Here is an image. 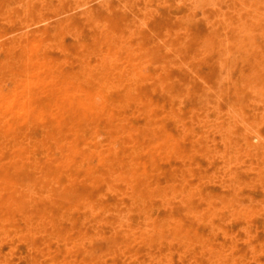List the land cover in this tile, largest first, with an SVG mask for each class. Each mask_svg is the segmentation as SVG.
<instances>
[{"label": "rangeland", "instance_id": "obj_1", "mask_svg": "<svg viewBox=\"0 0 264 264\" xmlns=\"http://www.w3.org/2000/svg\"><path fill=\"white\" fill-rule=\"evenodd\" d=\"M263 156L264 0H0V264H264Z\"/></svg>", "mask_w": 264, "mask_h": 264}, {"label": "bare ground", "instance_id": "obj_2", "mask_svg": "<svg viewBox=\"0 0 264 264\" xmlns=\"http://www.w3.org/2000/svg\"><path fill=\"white\" fill-rule=\"evenodd\" d=\"M21 1V0H20ZM89 3V2H88ZM249 4V3H248ZM89 5V4H88ZM255 6V5H254ZM82 8V7H81ZM69 13V12H68ZM136 14V13H135ZM211 19V18H210ZM250 19H252V18H250ZM254 19V18H253ZM245 21V20H244ZM258 21V20H257ZM71 23V22H70ZM72 24V23H71ZM28 29V28H27ZM192 33V32H191ZM199 33V32H198ZM14 34V33H13ZM12 34V35H13ZM18 34V33H17ZM142 34V33H141ZM123 36V35H122ZM206 41V40H205ZM209 43V42H208ZM208 43H206L207 45H208ZM126 44V43H125ZM205 44V43H204ZM7 45V44H6ZM207 45H206V48H207ZM207 53V52H206ZM204 56H205V54H204ZM239 57V56H238ZM161 62H163V61H161ZM183 63V62H182ZM263 64V63H262ZM201 77V76H200ZM12 79V78H11ZM227 79V78H226ZM69 81V80H68ZM253 86V85H252ZM115 89V88H114ZM53 90V89H52ZM17 92V91H16ZM54 92V91H53ZM93 94H95V93H93ZM97 95V94H96ZM103 97V96H102ZM8 98V97H7ZM105 99V98H104ZM109 99V98H108ZM97 101H98V99H97ZM100 101H103L102 99L100 100ZM104 103V102H103ZM2 104V103H1ZM15 104V103H14ZM21 105V104H20ZM97 105V104H96ZM22 106V105H21ZM99 106V105H98ZM79 107H80V105H79ZM109 107V106H108ZM104 109V108H103ZM107 109V108H106ZM87 110V109H86ZM96 110H99L98 108H96ZM219 110V109H218ZM230 111V110H229ZM29 113V112H28ZM238 114V113H237ZM188 119V118H187ZM92 122V121H91ZM182 122H184V121H182ZM248 122V121H247ZM162 126V125H161ZM257 131V130H256ZM236 133V132H235ZM165 137V136H164ZM167 138V137H166ZM183 139H185V138H183ZM248 142V141H247ZM239 143V142H238ZM241 143H243V142H241ZM253 143V142H252ZM247 144H249V143H247ZM231 146V145H230ZM251 146V145H250ZM258 146V145H257ZM254 148V147H253ZM247 149V148H246ZM260 149V148H259ZM167 150V149H166ZM249 152V151H248ZM264 157V156H263ZM225 161V160H224ZM221 165V164H220ZM115 169V168H114ZM113 169V170H114ZM263 169V168H262ZM240 173V172H239ZM131 174V173H130ZM129 174V175H130ZM258 174V173H257ZM262 174V173H261ZM264 174V173H263ZM127 175V174H126ZM132 176H134V175H132ZM104 179V178H103ZM119 179V178H118ZM254 181V180H253ZM262 182V181H261ZM264 182V181H263ZM17 184V183H16ZM264 184V183H263ZM27 186V185H26ZM232 187V186H231ZM257 187V186H256ZM16 188V187H15ZM29 188V187H28ZM5 190V189H4ZM192 191V190H191ZM67 194V193H66ZM69 194V193H68ZM235 195H237V194H235ZM214 197V196H213ZM206 198V197H205ZM51 200V199H50ZM96 201V200H95ZM235 201V200H234ZM228 202V201H227ZM96 203V202H95ZM225 204H227V203H225ZM229 204V203H228ZM95 205V204H94ZM221 206V205H220ZM230 207V206H229ZM134 211V210H133ZM52 213V212H51ZM57 216V215H56ZM219 217V216H218ZM237 217H239V216H237ZM154 218H156V217H154ZM204 218V217H203ZM140 219V218H139ZM164 219H166V218H164ZM231 219V218H230ZM176 220V219H175ZM164 221V220H163ZM224 221V220H223ZM247 221V220H246ZM166 226H167V224H166ZM5 227V226H4ZM11 227V226H10ZM74 229V228H73ZM258 232V231H257ZM76 233V232H75ZM228 233V232H227ZM251 233V232H250ZM200 234V233H199ZM77 235V234H76ZM250 235V234H249ZM79 236V235H78ZM183 236V238H186V235H185V237H184V235H182ZM81 237V236H80ZM187 239V238H186ZM190 239V238H189ZM85 240V239H84ZM158 240V239H157ZM188 240V239H187ZM87 241V240H86ZM85 241V242H86ZM82 242H84V241H82ZM89 242H91V241H89ZM172 242V241H171ZM188 242V241H187ZM175 243V242H174ZM201 243V242H200ZM162 244V243H161ZM193 245V244H192ZM159 247V246H158ZM161 247V246H160ZM206 249V248H205ZM208 249V248H207ZM195 252H197V251H195ZM220 252V251H219ZM188 253V252H187ZM215 254V253H214ZM156 255V254H155ZM188 255V254H187ZM10 256V255H9ZM12 256V255H11ZM63 258H65V257H63ZM248 258V257H247ZM18 261V260H17ZM245 261V260H244ZM251 261V260H250ZM213 264V263H212Z\"/></svg>", "mask_w": 264, "mask_h": 264}]
</instances>
